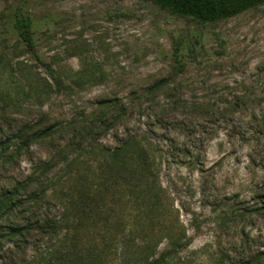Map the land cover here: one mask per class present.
<instances>
[{
    "label": "rangeland",
    "instance_id": "374dc122",
    "mask_svg": "<svg viewBox=\"0 0 264 264\" xmlns=\"http://www.w3.org/2000/svg\"><path fill=\"white\" fill-rule=\"evenodd\" d=\"M15 7L35 21V53L12 31L8 14ZM175 48L184 54L178 72L170 58ZM192 48L195 56L188 54ZM37 58L50 65L52 74ZM158 80L167 84L141 114L131 115L129 125L132 131L153 129L163 189L158 208L137 207L126 195L116 207L110 193L106 231L79 232L71 241L68 264H229L263 248L264 215L251 208L264 161L256 157L252 142L235 133L246 126L250 113L224 108L248 84L264 81V4L202 25L145 0H0V140L21 125L61 128L51 142L22 154L13 168L0 165V188L27 174L57 143L75 144L71 156L88 138L114 146L119 123L96 135L83 129L102 112L98 100L123 98ZM196 100H215L223 110L209 117L189 113L187 105ZM159 115L181 123L164 130L153 124ZM162 132L172 143L161 138ZM185 144L190 157L180 155ZM257 149L264 156V148ZM58 166L55 175L62 176ZM79 169L72 166L63 190L87 187ZM48 202L57 212V199L48 196ZM48 244V239L32 243L33 250L15 253L14 259L28 258L35 250L43 254ZM3 255L0 264H5Z\"/></svg>",
    "mask_w": 264,
    "mask_h": 264
},
{
    "label": "trees",
    "instance_id": "16d2710c",
    "mask_svg": "<svg viewBox=\"0 0 264 264\" xmlns=\"http://www.w3.org/2000/svg\"><path fill=\"white\" fill-rule=\"evenodd\" d=\"M145 1H150L160 8L169 9L182 18L202 25L230 19L264 4V0ZM8 21L13 33L16 34L25 49L35 53V21L33 17L23 12L19 7H15L8 14ZM195 42L198 43L197 38ZM188 54L195 56L194 49L193 52L190 50ZM182 57L184 54L180 53L177 48L170 55L171 64L177 69V72L183 66ZM37 60L45 70L52 74L48 63L39 58ZM257 83H250L241 93L234 94L231 100L227 101L228 106L224 109L232 112L250 113L246 126L243 128L238 126L235 133L240 135L241 141L252 142L256 157L259 156L260 160L264 161L261 150L257 149L259 145L264 148V81L259 85ZM166 84V80H158L147 85L140 92L135 90L127 92L123 98L114 96L98 100L97 103L101 106L102 112L83 129L89 135H96L113 129L119 123L121 134L120 136L113 135L117 141L114 146L106 148L95 138H88L85 144L78 146L77 153L71 156L70 149L75 147V144L68 142L60 145L57 143L54 146V151L47 158L36 161L27 174L21 178L11 179L9 184L1 186L0 252L4 254L2 261L4 260L5 264H60L59 262L68 264L69 248L74 246L71 241L79 232L106 231L104 220L107 221L109 210L107 200H109L110 193L113 194L111 201L116 202V207L123 195H126L133 198L137 207H139V203L142 205L149 203L151 207L149 211L153 208L157 210L163 189L158 182L156 144L150 138L153 129L149 127L140 132L132 131L129 125L131 115L134 112L141 114L144 108L149 107L148 104L155 97V91L165 87ZM168 104L165 102V105ZM187 107H189V113L204 117L221 113L223 110L216 106L215 100L212 102L196 100ZM165 110L166 108L164 112ZM108 113L109 117H107ZM180 123L175 117L159 115L155 116L153 124L167 130L170 127H177ZM60 130V127H42L40 125L30 127L21 125L9 129V137L0 140L1 167L9 165V168H13L22 154L31 152L33 145L45 143ZM162 133L161 138L172 143L173 139L171 140L167 133ZM51 141L52 139L49 142ZM170 147H173L172 144ZM67 150L69 153H66ZM84 150H87L86 153H82ZM85 154H88L89 158H83ZM180 155L183 157L192 156L190 146L183 145L180 148ZM74 164L77 169L80 168V165L85 168L84 172L82 167L77 172L84 175L80 177L84 178L87 187L67 192L69 189L63 190L61 184L66 180V176ZM58 165H61L59 169L62 171V176L55 175ZM87 171L90 176H87ZM53 172L55 173L53 174ZM258 185L257 192H254L253 195L256 204L252 206L251 211L264 215V177L261 178ZM48 196H54L57 199L55 204L57 212L51 210ZM120 211L124 214V211L122 212V209L118 208V212ZM44 239H48L49 244L43 254L36 253L35 250L28 258L20 261L14 259L15 253H25L27 249L33 250L35 245L31 244H37ZM63 245L67 246L68 252L66 249L61 252L60 249ZM262 247L256 248L246 260L240 258L229 264H264V245ZM39 254L40 256H38ZM165 256L164 253L154 262L158 263ZM56 257L58 262H56Z\"/></svg>",
    "mask_w": 264,
    "mask_h": 264
}]
</instances>
